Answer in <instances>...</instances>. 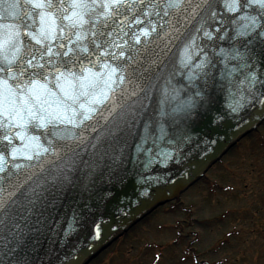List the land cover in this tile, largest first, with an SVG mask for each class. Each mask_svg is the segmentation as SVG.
Listing matches in <instances>:
<instances>
[{
	"label": "water",
	"instance_id": "1",
	"mask_svg": "<svg viewBox=\"0 0 264 264\" xmlns=\"http://www.w3.org/2000/svg\"><path fill=\"white\" fill-rule=\"evenodd\" d=\"M160 11L163 16V10ZM126 15L129 20L124 31L128 35L120 33L123 39L118 37L117 42L124 44L126 56L133 57L132 61L125 60L130 65L125 75L131 74V83L126 81L117 87L105 104L94 105L98 111L92 113L91 120L79 128L60 125L70 132L51 145L48 141L52 137L42 135L43 129L29 127L28 136L40 137L39 141L29 142L15 135L19 129L9 132L0 126V151L7 160L0 163L5 169L0 177H8L0 180V188L6 189L0 191V201H6L0 209L3 264H89L152 211L177 199L199 181L264 120V108L259 104L255 107L248 104L246 110L238 109L235 113L231 110L230 104L248 95L247 83L240 71L230 77L221 75L225 69L219 62L222 57H214L216 66L211 70L214 79L206 81L200 75L189 80L193 69L184 66L182 57L187 38L201 23L198 17L192 19L191 8L169 10L162 20L152 15L153 22H158L157 32L141 36L139 43L133 39V33H139L141 26L132 23L127 27L133 13ZM31 43L37 49L41 47L35 41ZM196 43L200 48L207 44L208 54L214 55L213 45L206 39H197ZM228 47L226 41H217L215 53ZM197 51L192 49L193 59ZM199 55L203 58V53ZM235 64V61L228 63V69ZM64 86L71 88L70 84ZM143 86L151 89L148 93L151 100L143 103L149 106L152 116L141 124L142 135L143 123H148L150 128L143 142L145 150L138 156L134 148L121 154V144L110 135L112 121L120 111L138 107L144 95L140 91ZM198 91L212 98L218 113H207L203 102L191 109L190 115L179 110L188 100L199 99ZM113 101L123 105V109L117 108L109 116ZM161 110L167 115L162 116ZM100 111L103 116L99 115ZM5 134L13 138L7 149L3 147L7 144L3 140ZM12 147L20 150L14 160ZM26 154L33 158L26 159ZM15 164L20 167H14Z\"/></svg>",
	"mask_w": 264,
	"mask_h": 264
},
{
	"label": "snow or ice",
	"instance_id": "2",
	"mask_svg": "<svg viewBox=\"0 0 264 264\" xmlns=\"http://www.w3.org/2000/svg\"><path fill=\"white\" fill-rule=\"evenodd\" d=\"M187 8L192 9V19L198 17L201 21L194 34L187 38L182 57L184 66L193 69L189 80L200 75L206 81L214 79L211 72L216 66L214 57H222L219 62L225 69L221 75L230 77L237 71L242 72L251 96L249 100L248 95H244L241 101L230 104L231 110L234 113L238 109L246 110L248 104L264 108V0H163V4L161 0H0V126L9 132L19 129L15 135L22 141H39V136L27 135L29 127L43 129L42 135L52 137L48 141L50 145L57 138H65L70 130L60 125L79 128L98 111L94 105L105 104L117 87L126 81L131 83V74L125 75L130 67L125 60L132 61L133 57L126 56L124 44L117 42L118 37L123 39L120 33L128 35L124 31L125 22L129 20L126 13H133L127 27L132 23L141 26L139 33H133V39L139 43L141 36L157 32L158 22H153L152 15L162 20L169 15V10ZM201 32L203 36L196 35ZM197 39L210 42L214 55L208 54L207 44L200 48ZM32 41L41 47L35 48ZM217 41H226L229 47L215 53ZM193 48L198 49L195 59ZM232 61L236 64L228 69ZM65 84H70L71 88H66ZM150 90L147 86L141 87L144 95L138 107L120 111L112 121L110 135L121 144V154L125 149L134 148L138 156L145 150L143 142L148 138L149 124L143 123V135L140 129L142 121L152 119L149 106L143 103V100H151ZM196 97L199 99L188 100L179 110L190 115L191 109L203 102L207 113L219 112L209 95L198 91ZM117 108L123 109V105L113 101L108 115H113ZM160 114L167 115L163 110ZM99 115L103 116V111ZM160 131L164 132L163 127ZM3 140L7 141L3 145L5 149L13 143L8 134ZM18 154L20 150L12 147L13 160ZM32 158L31 154H26V159ZM0 163H7L2 151ZM3 171L5 169L0 167V172ZM7 179L0 177V180ZM0 191L6 189L0 188ZM5 203L0 201V209Z\"/></svg>",
	"mask_w": 264,
	"mask_h": 264
},
{
	"label": "rangeland",
	"instance_id": "3",
	"mask_svg": "<svg viewBox=\"0 0 264 264\" xmlns=\"http://www.w3.org/2000/svg\"><path fill=\"white\" fill-rule=\"evenodd\" d=\"M89 264H264V124Z\"/></svg>",
	"mask_w": 264,
	"mask_h": 264
},
{
	"label": "bare ground",
	"instance_id": "4",
	"mask_svg": "<svg viewBox=\"0 0 264 264\" xmlns=\"http://www.w3.org/2000/svg\"><path fill=\"white\" fill-rule=\"evenodd\" d=\"M211 167H212V166H211ZM211 167H210V168H211Z\"/></svg>",
	"mask_w": 264,
	"mask_h": 264
}]
</instances>
